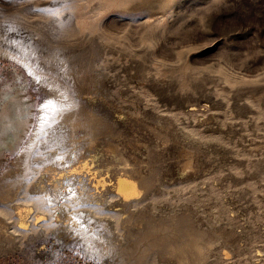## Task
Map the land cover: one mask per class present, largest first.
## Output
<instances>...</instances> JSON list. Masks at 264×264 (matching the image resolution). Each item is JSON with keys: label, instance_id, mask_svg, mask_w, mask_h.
<instances>
[{"label": "rangeland", "instance_id": "rangeland-1", "mask_svg": "<svg viewBox=\"0 0 264 264\" xmlns=\"http://www.w3.org/2000/svg\"><path fill=\"white\" fill-rule=\"evenodd\" d=\"M0 46L43 75L0 52V209L17 230L0 234V264H127L140 215L184 212L216 240L207 264H264V0H0ZM49 77L112 128L95 142L64 124L42 133L17 190L48 215L28 222L1 199V175L36 127ZM108 141L151 188L125 199ZM41 188L78 223L56 218ZM148 264L175 262L152 252Z\"/></svg>", "mask_w": 264, "mask_h": 264}, {"label": "bare ground", "instance_id": "bare-ground-1", "mask_svg": "<svg viewBox=\"0 0 264 264\" xmlns=\"http://www.w3.org/2000/svg\"><path fill=\"white\" fill-rule=\"evenodd\" d=\"M0 52L4 53V54H9L12 56V58L14 57V58L19 59L22 62V64L27 68V70L35 78H38L40 80L43 79V75L35 68L34 63H32L26 56H19L15 53H12V52L6 50L2 46H0ZM49 79H50V77H49ZM56 79L51 78L49 80L50 81L49 82L50 93H49V96H47V98H45V100H43L39 106V109H38L39 116H38L37 124H36V127L34 128V130L32 131L30 138L24 144V146L21 148V150L17 153L12 164L3 170L2 175H1V179H5L6 177L10 178L9 182H7V192L5 193V196L1 197V199L6 200V202H11L10 206L13 208L14 213L22 221H28L29 222L31 214L34 211H36V219H38V220H40L41 218H44V216L48 215V213H47L48 209L42 207L40 204L35 203V202L32 203V202H29L26 200L19 199L20 198L19 197L20 191H18L20 188H22V186H24L23 183L26 184V182H27L26 177L28 175H30L31 172L34 171L33 163H34V160L37 156L36 147H38L37 145L41 141V136H42V133H44V128H45V125L42 123V121L50 120L52 118V116L55 114L56 109L63 108V111L59 112L58 115H55V120L53 121L52 126L57 125V124H60V125L64 124V125L68 126L69 130H71L73 132L76 130L78 131V129H82L84 132L90 134V136H91L90 140L92 142L96 141L98 135L103 130L109 129V127L112 128L111 125L109 126L110 123L107 124V122H105L106 119L104 120L103 117H101L100 115H98L94 111H91L90 109H92V108L89 109L88 106H87L88 107L87 108L85 106L86 104L83 101L81 102L80 100H77L72 95L73 94L72 91L69 90L67 86H65L64 84L61 85L58 81H56ZM45 105H47L48 107H43ZM3 120H9V118H7V119L3 118ZM3 123H5V122H3ZM11 123H9V124L5 123V125H8V127H9V125ZM59 127L57 126L56 128H59ZM65 127H63V128H65ZM49 128L50 127H48L47 130ZM53 128H55V126ZM71 131H70V133H71ZM107 131H104V132H107ZM84 132H83V134H85ZM119 132H117V133H119ZM76 133H78V132H76ZM121 133L119 135H122ZM67 134H68V132H67ZM83 134H81V135H83ZM112 134H114V133H112ZM73 136L76 137V135H73ZM67 137H69V136H67ZM71 137H72V135H71ZM105 138H106V136H105ZM99 139L100 138H98V140ZM84 140H82V141H84ZM111 141H113V140H111ZM69 142H70V140H69ZM71 143H70V145L69 144L68 145L71 146ZM141 143H142V141H141ZM82 144H84V143H82ZM93 145H96V144L94 143ZM122 146H120L119 143L117 144L116 142L115 143L109 142V149L108 150L112 153L113 159H114L113 162L118 167L117 173L115 172L117 174V178L115 177L116 182H117L116 187L118 188L119 192L122 191L124 193L125 199L129 200L130 198L140 196L145 191H147L149 188H151L154 181L151 178H149L147 175H144L143 173H141V170L140 171L138 170L139 166L137 167L136 163L139 161L136 162V161L131 160L128 157V155L124 152ZM83 147H85V146H83ZM106 147H108V146L106 145ZM77 149H79V147ZM85 149L88 150V148H85ZM91 150H92V148H91ZM78 151H80V150H78ZM67 152H68V150H67ZM77 155L78 154H76V156ZM187 155H188V151H187ZM69 156H71V155H69ZM59 157H61L62 159L64 158L63 155H59ZM192 157L193 156L191 155L186 160H184V163L182 166L184 170H187V169L194 167V164H193L194 160L192 161ZM69 158H71V157H69ZM59 160H61V159H59ZM81 161H83V160H81ZM88 161L90 162V160H88ZM64 164H66V166H67L68 162L64 163ZM77 165H79V164H77ZM49 166H53V165H49ZM49 166H48V169H49ZM60 166H62V165H60ZM79 169H80V167H79ZM46 172H48L47 168H46ZM75 174H77V173H75ZM54 178H56V177L54 176ZM54 181H55V179H54ZM58 185L59 184H56L57 188H59ZM64 187H65V185H64ZM41 190L44 193L42 200L48 202L47 205L51 206L49 209L52 210V212L56 218H60L62 216L64 217V215H66V217H68L69 220L70 219L72 220V223H73V221H74V224H75V222L78 223V218H77L78 216L75 214L74 211H72V209H71L72 206L70 207L71 203L63 200V201L59 202L60 203L59 205H57V203H56L57 197L52 198L51 197L52 194H50L49 191L44 192L43 188H41ZM46 195H47V197H46ZM122 196H123V194H122ZM122 199H124V198L122 197ZM58 200H59V198H58ZM124 205H127V204L124 203ZM129 206H130V204H129ZM140 216H142L140 218V220H141V222L144 221L145 227L141 230L140 233H137L138 234L137 237L130 244H128V246H126V248L124 249V254H122V255H125L127 257V264H148L149 257H150L152 252H156V254L162 258H167V259L172 258L173 261L175 262V264H207V260L209 258V254H208L207 250L210 249V247L216 242V240L208 231H206L205 229L195 225L194 220L192 219V217L189 213H187V212H184L181 214L171 213V215L166 217V218H156L153 215V213L150 215L142 214ZM130 217L128 218V216H127L128 219H131ZM132 218L136 219L137 217L132 216ZM125 219H124V222H125ZM140 220L138 219V221H140ZM126 221H127V219H126ZM89 228H85V230L86 229L89 230ZM81 230H83V229H81ZM92 230L94 231V229H92ZM16 231L17 230L13 226H11L10 216H8V214L4 211V209H0V234L5 236L6 238H10V237L14 236ZM83 233H84V231H83ZM93 233H91L90 235L91 236L94 235ZM90 235H88V236H90ZM95 236H97L96 233H95ZM92 241L93 242H90V244H88V246L90 245L92 247H95L97 245V242H96V240H93V239H92ZM87 242L89 243V241H87ZM110 244H111V242H110ZM120 247H123V246L120 245ZM108 249H109V247H108ZM101 250L103 252L104 249H101Z\"/></svg>", "mask_w": 264, "mask_h": 264}, {"label": "snow or ice", "instance_id": "snow-or-ice-1", "mask_svg": "<svg viewBox=\"0 0 264 264\" xmlns=\"http://www.w3.org/2000/svg\"><path fill=\"white\" fill-rule=\"evenodd\" d=\"M43 107H48L47 105L43 106ZM63 111V108H59V109H56L55 110V114L52 116V118L50 120H47V121H42V123L45 125V128H44V134H47V128L48 127H51L52 126V123L53 121L55 120V115H58L59 112ZM57 159H62L61 157L57 156ZM66 192H69L70 189H65ZM75 196V192H71V197H74Z\"/></svg>", "mask_w": 264, "mask_h": 264}]
</instances>
